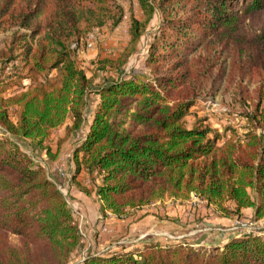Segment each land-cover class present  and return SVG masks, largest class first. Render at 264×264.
<instances>
[{"label": "trees", "instance_id": "obj_1", "mask_svg": "<svg viewBox=\"0 0 264 264\" xmlns=\"http://www.w3.org/2000/svg\"><path fill=\"white\" fill-rule=\"evenodd\" d=\"M136 1L142 17L131 18L129 40L88 74L77 48L91 30L121 21L118 4L0 0V30L9 33L0 47V264H264V238L253 234L233 236L221 247L181 239L163 245L149 237L135 248L86 251L73 263L82 244L78 223L57 183L20 142L56 159L64 141H81L71 161L76 174L86 171L91 187L85 191L97 197L101 216L125 217L164 199L196 195L232 223L264 218V82L252 93L242 80L236 83L242 130L218 131L202 118L185 124L224 74V52L229 58L233 41H240L239 14L260 13L264 0ZM156 12L160 21L146 45V71L126 75ZM245 59L252 83L256 64L264 66V32L251 41ZM14 86L22 90L4 96ZM91 94L98 98L93 105ZM66 121L52 151L50 133Z\"/></svg>", "mask_w": 264, "mask_h": 264}, {"label": "rangeland", "instance_id": "obj_2", "mask_svg": "<svg viewBox=\"0 0 264 264\" xmlns=\"http://www.w3.org/2000/svg\"><path fill=\"white\" fill-rule=\"evenodd\" d=\"M118 4L122 10L121 21L115 25H106L101 28H95L88 32L83 38L81 44L77 48L76 58L78 62L86 67L88 74H91L92 67H96L97 60L101 59L104 56H116L120 50L125 46L129 40V25L131 18H141V8L139 7L136 0H112ZM238 26L239 33L237 36H240V41L234 40L231 45V56L228 58L226 51L224 52V61L225 69L224 74L222 73L221 80L216 81L214 84L213 93L204 94L201 96L195 106L192 108L190 114L185 117V124L189 127L192 125L196 118H202L205 123L209 124L212 128L218 129L221 131L226 126H232L238 130H242L241 118L237 116L241 112L239 102L234 100L233 92L236 87L237 81L247 84L248 91L253 92L255 90L256 83L260 81L264 82V66L260 63H257L255 66L257 75L253 78L252 83H249L250 75V64H246V54L249 52L251 41H256L264 32V9L260 13H251L248 16H244L242 12L238 16ZM160 21L159 13H155L151 19L145 33L141 37V48L138 52H135L131 55L126 63L125 71L130 73L132 71H146L143 67V59L146 54V45L149 41L153 39V35L157 32V27ZM9 33L8 31L0 30V47L8 41ZM255 50L260 48V45H253ZM228 49V48H227ZM223 61V62H224ZM223 62H220L221 67H223ZM220 67V68H221ZM218 69V68H217ZM217 70H214L216 72ZM28 81H23V85H27ZM264 89V84H263ZM22 90L21 86H14L7 89L4 92V96H9L17 91ZM97 96L91 94L90 103L91 105L97 100ZM90 105V106H91ZM15 108H11L10 115L12 120H15ZM89 111L86 113L89 116ZM67 121L53 129L50 133L48 141L51 143V149H55V139L56 137L65 135L64 127ZM76 137H78L76 135ZM74 139H77V138ZM79 139V138H78ZM81 141H64L59 156L56 159L51 158L45 151V156L41 154L42 149L39 147H32L27 142H20L22 147L27 151V153L33 157L34 160L39 162H44L48 165V174L49 176L57 183L58 187L65 195L70 206L72 213L78 223L81 236V247L79 252L76 254L73 263H77L83 257V254L86 251H96V252H107L112 247L130 243V240H135L137 238V232L134 231H149L151 233L154 230L160 231L165 227L168 231L175 229H180V223H185L188 220L186 217V208L185 206L189 204V211L193 207L195 210L198 208L200 210L204 209L202 205H208L204 200H201L199 203H191V198L188 203L185 202H175L174 199L170 200L169 203L163 204L159 202L158 204L152 203L150 205L141 207L139 209L130 210L127 212V215L121 219L125 223V218H128V222L125 225L120 226L117 230H114V226L117 223V217L113 214L108 215L106 212L105 215L101 216L99 213V201L94 193H86L85 189H90V180L85 171L83 176H78L74 172V164L71 163L70 157L72 149L75 145L79 144ZM52 162H56L57 168H60L62 171L61 176L57 177V171L55 166L52 165ZM54 167L53 171L50 169ZM56 174V175H55ZM73 178L79 181V185L73 181ZM80 179V180H79ZM183 205L180 208L179 213H172L166 211L165 208L173 209L176 211V206ZM163 211H160V210ZM194 210V211H195ZM206 215H211L215 210H205ZM155 213L157 217H148L149 214ZM201 213V212H200ZM143 215H146L147 218L140 219ZM154 215V216H155ZM167 215L174 217V219L179 220L183 218L185 222L178 221L174 222L171 225L166 223H160V217L166 218ZM192 218V217H190ZM199 219V218H198ZM136 221V222H135ZM191 221V220H189ZM191 222H194L192 226L189 225L190 222H187L188 228H184L179 232H171L174 238L182 239L181 236L188 233L191 230L195 229V225H198L193 219ZM112 223V224H111ZM117 226V225H116ZM135 228V230H133ZM133 230V231H132ZM139 233V232H138ZM154 234V233H153ZM150 234L152 236H155ZM150 235L147 237L149 238ZM190 237H195V233H190ZM9 241L13 245L19 244V238L16 235L10 234ZM144 238V237H142ZM264 238V237H262ZM80 256V257H79Z\"/></svg>", "mask_w": 264, "mask_h": 264}, {"label": "crops", "instance_id": "obj_3", "mask_svg": "<svg viewBox=\"0 0 264 264\" xmlns=\"http://www.w3.org/2000/svg\"><path fill=\"white\" fill-rule=\"evenodd\" d=\"M48 143H50V142L48 141ZM31 146L34 147L35 145H31ZM40 151H41V154H43L42 156H45V150H40ZM70 160H71V157H70ZM34 161H36V160H34ZM36 162L41 163L46 168V171L49 172L48 168H47L48 167L47 164H44L43 161L42 162L36 161ZM71 163H72V161H71ZM52 165L55 166V169H56L57 174H58L57 177L61 176L62 171L60 170V168H57L56 162H52ZM50 169L53 171L54 167L52 166ZM78 174H79L78 176H81V175L83 176V174H85L84 169H81ZM170 200H172V199H164V200L158 201L156 203L158 204L159 202H162L163 204H167V203L170 202ZM174 201L175 202H178V201L185 202L186 201V203H188L187 200H174ZM199 204L201 205L203 203H199ZM181 206L183 207V205L176 206L177 207L176 211L173 210V209H169V208H165V210L166 211H170L172 213H179L180 212V208H178V207H181ZM202 206L204 208L202 210H200L199 208L197 210H195L192 207L190 211H189V204L185 206V208H186V213L185 214H186V217H188V220L186 221V228L185 229L188 228L187 222H190L189 223L190 226H192V224H194V222H191L193 219H195V222L198 225H195V229L194 230H191L188 233L186 232L185 234H183L181 236V238H182L181 241L186 242L188 244L201 246V247H206V246H212V247L213 246H218V247H221V246H223V244H225L228 241L229 238L237 235V233L235 231L230 229V227H231L230 225L232 224V218L223 217L222 215H220L215 210V207L212 206V205H202ZM205 210H215V211H214L213 214L208 216V215H206V213H205L206 211ZM160 211H163V210L161 209ZM154 215H155V213H153V215L149 214L148 217H152V218L155 217L156 218L157 216H154ZM122 217L124 218V216L116 218L117 219V223H118V224H116L117 226L115 224L111 225V226L115 227L114 230H117V228H119L122 225H125V223L128 222V218H125V223H124L121 220V219H123ZM190 217H192V218H190ZM144 218H147L146 215L140 217L141 220L144 219ZM167 218H174V217H172L170 215H167ZM189 220H191V221H189ZM178 221L185 222V220L183 218L179 219ZM160 223H161V220H160ZM165 229H167V228L165 227L164 229H162L160 231L154 230L153 231L154 234L151 233V229L149 231H144V232L139 231L140 230L139 229L137 231H134V232H137L136 233L137 234V238L134 241L130 240L129 241L130 243H127V244H129L131 248L138 247V246H140V244L145 239L148 238L147 235L149 236L150 234L155 235V236L150 235V237L152 239L156 240L157 242H159L160 244L172 245V244L176 243L179 239L174 238L172 236L173 235L171 233L172 231H168V230H165ZM182 229H184V228H182ZM182 229L180 227V229H178V230L180 231ZM133 230H135V228H133ZM174 233H176V232H174ZM190 233H195V237H190L191 236ZM142 237H144V238H142Z\"/></svg>", "mask_w": 264, "mask_h": 264}, {"label": "built area", "instance_id": "obj_4", "mask_svg": "<svg viewBox=\"0 0 264 264\" xmlns=\"http://www.w3.org/2000/svg\"><path fill=\"white\" fill-rule=\"evenodd\" d=\"M191 203H199L201 202V199L198 198L196 195H191ZM108 215H111V213L107 212ZM231 230L235 231L237 233L236 236H239L241 234H253V235H259L261 237H264V218L259 219L257 221L251 220V221H244L238 218H235L233 220V223L230 227Z\"/></svg>", "mask_w": 264, "mask_h": 264}]
</instances>
